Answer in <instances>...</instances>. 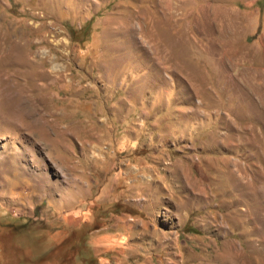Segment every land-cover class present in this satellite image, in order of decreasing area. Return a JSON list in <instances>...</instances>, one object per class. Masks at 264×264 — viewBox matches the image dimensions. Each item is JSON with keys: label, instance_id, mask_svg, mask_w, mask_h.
Here are the masks:
<instances>
[{"label": "rangeland", "instance_id": "obj_1", "mask_svg": "<svg viewBox=\"0 0 264 264\" xmlns=\"http://www.w3.org/2000/svg\"><path fill=\"white\" fill-rule=\"evenodd\" d=\"M0 264H264V0H0Z\"/></svg>", "mask_w": 264, "mask_h": 264}]
</instances>
